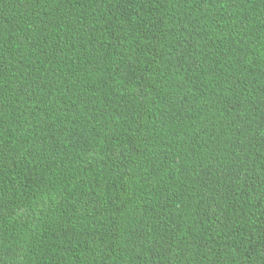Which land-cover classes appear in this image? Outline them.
<instances>
[{
  "label": "trees",
  "instance_id": "1",
  "mask_svg": "<svg viewBox=\"0 0 264 264\" xmlns=\"http://www.w3.org/2000/svg\"><path fill=\"white\" fill-rule=\"evenodd\" d=\"M0 264H264V0H0Z\"/></svg>",
  "mask_w": 264,
  "mask_h": 264
}]
</instances>
